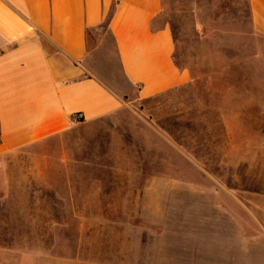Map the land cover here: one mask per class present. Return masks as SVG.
Returning <instances> with one entry per match:
<instances>
[{
    "label": "rangeland",
    "instance_id": "374dc122",
    "mask_svg": "<svg viewBox=\"0 0 264 264\" xmlns=\"http://www.w3.org/2000/svg\"><path fill=\"white\" fill-rule=\"evenodd\" d=\"M161 18L186 84L132 93L111 115L0 155L9 264H91L119 250L123 264H229L219 243L229 223L264 227V35L248 0H162ZM88 39L95 70L116 89L105 25ZM247 255L263 264L264 245Z\"/></svg>",
    "mask_w": 264,
    "mask_h": 264
},
{
    "label": "crops",
    "instance_id": "0c3cea01",
    "mask_svg": "<svg viewBox=\"0 0 264 264\" xmlns=\"http://www.w3.org/2000/svg\"><path fill=\"white\" fill-rule=\"evenodd\" d=\"M248 6L264 35V0H248ZM161 11L162 0H0V155L111 115L127 106L132 93L143 100L186 84L189 71L174 62L173 31ZM103 24L120 68L116 89L88 57L89 31ZM75 116L80 121L71 125ZM259 230L229 223L225 242L219 241L229 244V264H246L250 246L264 245V227ZM9 261L0 246V264ZM91 264H123L121 250L112 261Z\"/></svg>",
    "mask_w": 264,
    "mask_h": 264
},
{
    "label": "built area",
    "instance_id": "2783aa9c",
    "mask_svg": "<svg viewBox=\"0 0 264 264\" xmlns=\"http://www.w3.org/2000/svg\"><path fill=\"white\" fill-rule=\"evenodd\" d=\"M79 121H80V118L78 116H75V118H73L72 121H71V125H74V124H76Z\"/></svg>",
    "mask_w": 264,
    "mask_h": 264
},
{
    "label": "trees",
    "instance_id": "16d2710c",
    "mask_svg": "<svg viewBox=\"0 0 264 264\" xmlns=\"http://www.w3.org/2000/svg\"><path fill=\"white\" fill-rule=\"evenodd\" d=\"M107 22H105V24H106Z\"/></svg>",
    "mask_w": 264,
    "mask_h": 264
}]
</instances>
